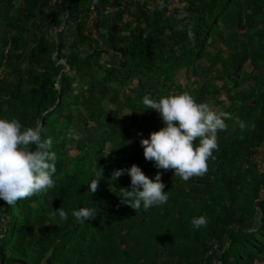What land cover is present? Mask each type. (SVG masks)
I'll return each mask as SVG.
<instances>
[{
    "label": "trees",
    "instance_id": "obj_1",
    "mask_svg": "<svg viewBox=\"0 0 264 264\" xmlns=\"http://www.w3.org/2000/svg\"><path fill=\"white\" fill-rule=\"evenodd\" d=\"M148 1L0 0V117L40 125L57 153L55 187L15 205L0 199V264H215L218 255L217 264H264V167L254 159L264 144V0ZM174 4L181 26L168 19ZM90 6L99 10L95 34L86 23ZM69 26L75 37L65 44ZM212 46L194 98L231 119L206 173L184 181L174 169H157L126 129L116 146L98 139L70 154L75 115L94 92L120 87L123 105L142 111L148 137L163 124L155 109L141 110L142 98L159 99L180 69L195 73ZM109 53L114 61L104 66ZM134 80L144 84L129 91ZM132 164L153 179L161 173L167 203L137 213L122 202L119 187L130 186V175L111 176ZM100 167L103 178L90 195L87 183ZM193 187L202 195L189 197ZM80 207L97 215L78 222L71 212ZM61 209L69 213L63 221ZM199 216L207 223L194 228Z\"/></svg>",
    "mask_w": 264,
    "mask_h": 264
},
{
    "label": "clouds",
    "instance_id": "obj_2",
    "mask_svg": "<svg viewBox=\"0 0 264 264\" xmlns=\"http://www.w3.org/2000/svg\"><path fill=\"white\" fill-rule=\"evenodd\" d=\"M188 36L194 39V31L189 30ZM142 103L141 110L155 109L163 121L161 128L151 131L148 137H141L144 157L153 161L157 169H174V175L184 181L206 173L209 159H214V151L219 150L218 132L227 128L226 121L231 119V114L213 110L189 92L162 95L159 99L146 95ZM238 123L241 129L245 128L244 121L238 120ZM71 136L79 141L83 133L73 132ZM52 146V137H45L40 125L26 127L18 118L0 117V199L15 205L19 200L55 187L57 153ZM124 172L130 175L131 183L129 187H119L117 195L137 213L167 203L169 194L164 190L160 172L153 179L139 165L132 164L127 169H115L111 180L114 182ZM102 178L101 167L99 171L94 169L87 183L90 195L96 192ZM97 212L95 207H80L71 215L85 223ZM68 215L66 210H59L61 221ZM206 223L204 216L192 219L194 228Z\"/></svg>",
    "mask_w": 264,
    "mask_h": 264
},
{
    "label": "rangeland",
    "instance_id": "obj_3",
    "mask_svg": "<svg viewBox=\"0 0 264 264\" xmlns=\"http://www.w3.org/2000/svg\"><path fill=\"white\" fill-rule=\"evenodd\" d=\"M174 1V0H173ZM157 1L149 2V6L153 7ZM176 4L172 7V12L169 14L168 19L170 22H177L181 26L179 10H176ZM175 10V11H174ZM130 14L125 15V18H130ZM52 32L55 34L56 29H52ZM222 32L225 34H231L237 39H241L243 33H234L232 28H227L222 26ZM75 37V32L73 26H69L64 35V42L68 44ZM99 45L103 46V42L100 40ZM88 48L82 49L84 52ZM217 50H214L213 46L208 51V54L203 60L198 64L195 73L190 72L187 69H180L176 72L173 79L169 80L166 85L161 87L162 95L169 94H179L182 92H189L194 97L196 96V90L198 88V80L201 79L200 73L202 70L210 63V57L212 53ZM218 55L221 57L224 56V51H218ZM114 61L113 54H104L101 57V62L104 66L109 65ZM1 70V75L3 70ZM199 74H197V73ZM204 78L211 79L209 75H206ZM144 84L143 80H134L128 87L129 91H138L142 88ZM247 85H243L242 88H246ZM171 88V89H170ZM232 86L230 82H225L223 84V90L229 91ZM122 93L121 88L117 86H112L107 94L100 96L98 93L94 92L78 114L75 115L74 119V128L73 131L83 133V138L79 141H76L70 137L69 142V151L72 156L76 155L80 149V144L91 145L94 140L105 139V147L110 145L116 146L119 143V133L123 132L126 129L132 137L141 138L146 137L145 130L143 127V117L142 111L136 109L135 112H132L128 107H125L122 103ZM218 107V106H217ZM130 112V113H125ZM157 121L159 124H163L159 114L156 115ZM122 130V131H121ZM220 132V131H219ZM261 162V166H264V150L258 154V159ZM68 166V164H67ZM201 194V191L198 188L193 187L189 190V197L197 198ZM163 253V252H162ZM161 258H165L161 254Z\"/></svg>",
    "mask_w": 264,
    "mask_h": 264
},
{
    "label": "built area",
    "instance_id": "obj_4",
    "mask_svg": "<svg viewBox=\"0 0 264 264\" xmlns=\"http://www.w3.org/2000/svg\"><path fill=\"white\" fill-rule=\"evenodd\" d=\"M101 9H103V8H101ZM104 10H105L106 12H109L111 9H110L109 7H106ZM98 11H99V10L96 9L94 6H90L89 11H88V13H87V15H86V23H87V27H88L89 32H91L92 34H95L94 23H95V21H96ZM2 75H3V74H2ZM2 75H1V70H0V78L2 77ZM262 150H264V144L259 148L258 154H259ZM258 154H256V155L254 156V159H255V161H256L257 163H259L260 167H262V166H261V162H260L259 160H257V159H258ZM263 167H264V166H263Z\"/></svg>",
    "mask_w": 264,
    "mask_h": 264
},
{
    "label": "crops",
    "instance_id": "obj_5",
    "mask_svg": "<svg viewBox=\"0 0 264 264\" xmlns=\"http://www.w3.org/2000/svg\"><path fill=\"white\" fill-rule=\"evenodd\" d=\"M138 1H139V2H142V0H138ZM150 1L155 2V1H157V0H149L148 3H149Z\"/></svg>",
    "mask_w": 264,
    "mask_h": 264
},
{
    "label": "water",
    "instance_id": "obj_6",
    "mask_svg": "<svg viewBox=\"0 0 264 264\" xmlns=\"http://www.w3.org/2000/svg\"><path fill=\"white\" fill-rule=\"evenodd\" d=\"M67 8H68V6H67ZM218 259H219V255L216 258L215 264H217Z\"/></svg>",
    "mask_w": 264,
    "mask_h": 264
}]
</instances>
